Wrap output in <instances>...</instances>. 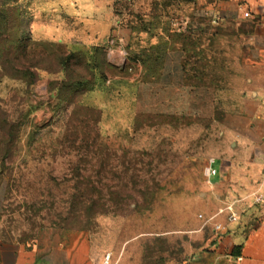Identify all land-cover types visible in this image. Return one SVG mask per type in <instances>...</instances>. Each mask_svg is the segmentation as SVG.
I'll list each match as a JSON object with an SVG mask.
<instances>
[{
    "label": "rangeland",
    "instance_id": "1",
    "mask_svg": "<svg viewBox=\"0 0 264 264\" xmlns=\"http://www.w3.org/2000/svg\"><path fill=\"white\" fill-rule=\"evenodd\" d=\"M14 6L38 69L33 85L0 83L5 110L21 120L19 167L12 181L0 175V239L83 245L96 264H188L213 241L221 210L244 197L239 170L207 174L213 158H234L222 131L239 105V53L214 35L226 25L196 0ZM180 31L187 77L166 81L162 62L175 58ZM78 103L101 111L100 161L61 145Z\"/></svg>",
    "mask_w": 264,
    "mask_h": 264
},
{
    "label": "crops",
    "instance_id": "2",
    "mask_svg": "<svg viewBox=\"0 0 264 264\" xmlns=\"http://www.w3.org/2000/svg\"><path fill=\"white\" fill-rule=\"evenodd\" d=\"M196 1L208 6L217 24L226 25L223 30L216 29L215 39L225 35L239 53V105L225 120L222 131L225 146L232 150L234 158L232 166L223 158H213V162L220 161L213 176L223 179L239 170L244 197L236 209L239 220L230 222L224 214L217 221L224 229L217 232L214 228L213 241L188 264H264V202L255 205L252 198L256 192L264 194V0ZM245 11L250 16L246 17ZM166 56L161 76L166 81H185L182 52L175 51L172 60ZM0 264L96 263L83 245L69 247L59 239L28 245L0 239Z\"/></svg>",
    "mask_w": 264,
    "mask_h": 264
},
{
    "label": "trees",
    "instance_id": "3",
    "mask_svg": "<svg viewBox=\"0 0 264 264\" xmlns=\"http://www.w3.org/2000/svg\"><path fill=\"white\" fill-rule=\"evenodd\" d=\"M18 1L0 0V83L4 77H8L33 85L37 80V74L34 70L38 68L27 59L30 40L21 33L20 14L14 6ZM174 35L183 36V40L175 41L180 46L174 45L172 50L182 52L183 66L186 70V65L190 58V55L187 58V55L190 54L188 37L184 36V32L181 31L175 32ZM79 84L82 85V83ZM61 100L64 101L63 98ZM78 105L85 110V117L84 115L83 118L79 116L81 112L78 109L79 107L72 110V115L69 117L70 120L67 122L69 128L62 139L61 145L65 149L69 148L74 151L82 149L86 153L85 157L91 156L100 161L99 156L104 148L98 144L100 132L94 128L101 121V111L94 106H81L80 103ZM74 121L79 123L76 124ZM20 127L21 120L11 119L3 106V101L0 100V175L6 173L10 181H12L13 173L19 167L17 163V141ZM79 127L82 129L81 131L85 129V134L82 137L80 136L82 132L78 130ZM93 133L95 134L94 136ZM81 138L82 143L78 144L77 141ZM89 161L88 158L85 160L86 163H90ZM22 162L25 164L24 161Z\"/></svg>",
    "mask_w": 264,
    "mask_h": 264
},
{
    "label": "built area",
    "instance_id": "4",
    "mask_svg": "<svg viewBox=\"0 0 264 264\" xmlns=\"http://www.w3.org/2000/svg\"><path fill=\"white\" fill-rule=\"evenodd\" d=\"M244 15L246 17L250 16L249 11H245ZM212 21L214 23L217 22V17H213ZM214 159H212L209 163V167L207 168V174L208 177L211 178L215 174V169L212 166ZM253 203L255 205H260L264 202V194L262 192H256L252 195ZM243 202V199H234L232 202L228 203L226 207L221 210L222 213H224L227 216L228 221L234 222L239 220V216L237 213V207L240 206V204ZM224 229V225L222 223H216L215 224V230L217 232H221ZM219 236V235H218ZM110 256H107L103 264H109Z\"/></svg>",
    "mask_w": 264,
    "mask_h": 264
}]
</instances>
